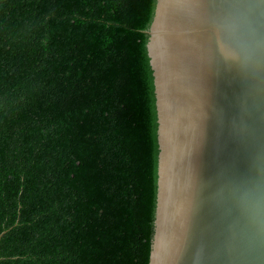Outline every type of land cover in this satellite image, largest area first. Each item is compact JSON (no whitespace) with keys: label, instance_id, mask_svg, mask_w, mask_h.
Returning a JSON list of instances; mask_svg holds the SVG:
<instances>
[{"label":"trees","instance_id":"1","mask_svg":"<svg viewBox=\"0 0 264 264\" xmlns=\"http://www.w3.org/2000/svg\"><path fill=\"white\" fill-rule=\"evenodd\" d=\"M155 0H0V264H148Z\"/></svg>","mask_w":264,"mask_h":264},{"label":"water","instance_id":"2","mask_svg":"<svg viewBox=\"0 0 264 264\" xmlns=\"http://www.w3.org/2000/svg\"><path fill=\"white\" fill-rule=\"evenodd\" d=\"M145 32L158 144L148 264H264V0H155Z\"/></svg>","mask_w":264,"mask_h":264}]
</instances>
